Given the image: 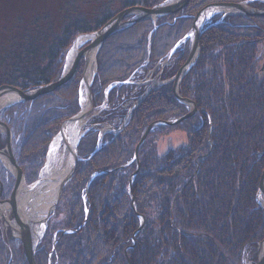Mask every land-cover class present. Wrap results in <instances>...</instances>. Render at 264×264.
Instances as JSON below:
<instances>
[{"label": "trees", "instance_id": "obj_1", "mask_svg": "<svg viewBox=\"0 0 264 264\" xmlns=\"http://www.w3.org/2000/svg\"><path fill=\"white\" fill-rule=\"evenodd\" d=\"M161 1L120 0L112 9L113 0H0V88L25 92L56 81L78 34L97 30L124 8ZM242 1L264 9V0H189L175 14L142 20L105 39L90 87L99 111L77 145L82 161L63 188L36 264H254L264 238V212L256 202L264 168V17L210 20L196 63L178 87L197 113L152 129L138 166L132 159L144 129L188 111L171 83L151 92L120 132L98 140V128L118 129L143 93L145 86L136 81L150 70L170 78L183 65L189 40L168 54L202 7ZM83 68L80 60L61 87L0 112L20 138L16 157L31 181L60 123L79 110ZM132 202L145 220L134 244L139 219ZM67 229L73 232L63 233ZM0 264H27L21 244L7 231L0 233Z\"/></svg>", "mask_w": 264, "mask_h": 264}, {"label": "water", "instance_id": "obj_2", "mask_svg": "<svg viewBox=\"0 0 264 264\" xmlns=\"http://www.w3.org/2000/svg\"><path fill=\"white\" fill-rule=\"evenodd\" d=\"M188 1L189 0H177L175 2H172L171 0H165V1H163L157 5L153 6L152 8H145V7H141V6H131V7H128V8L121 10L116 15H114L112 18H110L108 21H106L98 30L91 32L89 34L79 35L78 38L75 39L74 44L72 45V48L70 49L69 54L67 56V59L65 61V64L63 66L62 74L60 75L58 80H56L55 82H51V83H48L46 85L36 87L34 89H30V90H27L25 92L17 91L15 89H11L9 87H1L0 88V99L11 94L15 97V100H13V102L7 104L6 106L0 107V111L2 109L8 108V107L15 105L17 103H21V102H24L27 100H33L39 96L46 95L48 93L53 92L58 87L62 86L63 84H65L67 81H69L71 79L74 72L76 71V67H77L79 60L84 57L87 60H86L85 69H84V73H83L82 84L85 87V96H86V100L89 103V109L87 111H82V107H80V110L75 115L71 116L67 120H64L59 127V132L57 135V136H61L62 131L66 125H68V124L70 125L71 122H75V121H79V120L83 119L86 115L93 112L95 109L92 105L91 93H90V85H91L93 76L90 78L89 81H86L88 54L90 53V51L94 50L95 51L94 56H95L96 53L98 52L100 46L104 42V40L106 38H108L109 36H111L112 34H114L116 32H120V31L134 25L138 21H141V20L151 19V20L155 21L159 17L177 13L184 6H186ZM248 3H249V1H243V2H238V3H212V4H208V5L204 6L203 8H201L197 12V14L194 16V21H193V25H192L191 30L176 45V46H178V44L183 43L187 39H190L191 46H190L189 55H188L186 61L178 69V71L174 74V76L172 78H170L166 81H163V82H158V83L153 81L152 85L150 86V89H151V88H155V87H160V86L165 85L169 82L173 83L172 89H173V93H174L175 98L180 103L189 105L190 110L186 115H183L182 117H179L176 119H172V120H168V121L157 120V121L151 122L144 129V131L140 137V140L135 147L134 155H133V159H132L133 161H135L137 163V166H138L139 149H140L141 145L143 144L146 136L148 135V133L152 129H154L157 126H173V125H176L180 121H183L184 119H186L188 117H191L194 114V112L196 111V108H195L194 103L192 101L185 99V98H182L178 94V85H179L180 81L182 80V78L187 74V72L190 70V68L193 66V64L195 63V61L197 59V56L199 53V39H200L201 34H202V27H203L205 21L209 18L208 16L207 17L203 16L204 11L206 9L211 8V10L216 12V13H213L212 15H216L218 13H221L222 17H225L226 15H229V14L245 15V16H264V10H258V9L251 8L248 6ZM127 17H131V18L126 19ZM80 39H84L85 41L89 40V44L85 48H83V50L79 51L78 50L79 47L77 49H75V45H76L77 41H79ZM73 50H74V56H73V59L69 65V67L67 68L68 57L71 54V51H73ZM172 52L173 51H171L170 55L172 54ZM93 62H94V67H93L94 68L93 69V75H94L95 71H96L95 57L93 59ZM7 90H12L13 92H7ZM149 90H147L128 109V111L124 117L123 123L121 125V128H119V130H114L109 125H106V127L104 129L100 130L99 139L101 140L102 135L106 132H118V131H120L123 128V126L125 125V123L127 122V120L129 119L132 111L147 96ZM0 128L4 131V133L6 135L4 151H0V155L6 157L9 165L12 167V169L14 171V179H15L14 186L12 188V191H11L9 197L6 200H0V219L2 221L3 220L6 221L7 225L11 229L12 236H13L12 238L17 239V241L21 244V246L23 248L25 259L27 261V264H36L35 263V253H36V249H37V247L41 241L45 227L43 229V233H41V235L39 237H37L36 235L33 234V232H31L28 222L26 220H24L25 218H23V217H25V216L21 217L20 216L21 214H19L17 211L15 201H16V197H17V193H18V187H19L21 179L23 177V173H22V170L17 165L16 160L13 156L12 133H11L10 129L8 128V126L6 124H4L2 122H0ZM82 135L79 137L78 141L80 140ZM72 153L74 155V163H73L68 175L64 178V180L62 182L58 198H59V196H61L62 189H63L64 185L66 184L67 181L70 180L73 173L75 172L76 164H77V161L79 160V158L76 154V148H74L72 150ZM136 172L137 171H135L129 178V186H128L129 189L131 188V183H132V180H133ZM95 175H96V173H94L92 175V177ZM0 188H1V183H0ZM262 196H264V168H263L262 173L260 175L259 187L256 191V202H257L258 206L264 211V203L261 202ZM58 198H57L55 204L57 203ZM131 199L133 201L132 196H131ZM55 204H54V206H55ZM5 205H8L7 212H8V210H11L13 212L14 222L12 225L10 224V221L7 218L6 212L4 210V208H6ZM54 206L52 207L51 212L54 211L53 210ZM132 208L135 211V214L139 219V228L136 230V232L131 237V240L134 243L135 242L134 235L144 225L145 220H144V217L142 215H140L139 213L136 212V208H135V205L133 204V202H132ZM21 220L24 223H22ZM14 223L17 226H19V230L17 232H15V230L13 228ZM70 232H72V231L71 230H64L63 231V233H70ZM54 243H56V241H54ZM254 264H264V238L260 242H258V244H257V257H256Z\"/></svg>", "mask_w": 264, "mask_h": 264}, {"label": "bare ground", "instance_id": "obj_3", "mask_svg": "<svg viewBox=\"0 0 264 264\" xmlns=\"http://www.w3.org/2000/svg\"><path fill=\"white\" fill-rule=\"evenodd\" d=\"M171 1L175 2L177 0H171ZM213 13H216V12H214L213 10H211V8H209L204 11L203 16H206V17L208 16L210 18L212 17ZM84 42H85L84 39H80L79 41H77L75 45V49H77ZM94 54H95L94 50H91L90 53L88 54L86 81H89L90 78L93 76ZM73 56H74V50L71 51V54L68 57L67 68L69 67L71 63ZM171 84L173 85V83ZM7 92H13V91L7 90ZM13 100H15V97L13 95L10 94V95L5 96L4 98L0 99V107L6 106L7 104L13 102ZM81 106H82V111H87L89 109L88 101L86 99H82ZM91 113L86 115L83 119L79 121L71 122L70 125L68 124L65 126V128L62 131V135L59 136V138L56 139L55 142L51 144L49 153L47 156V163H46L47 169L42 174L39 175V179L37 180L36 183L30 186H26V185H23V180H24L23 177L21 179L20 185L18 187L16 201H15L16 208H17L18 213L21 214L20 215L21 217L25 216L23 217L25 218L24 220L28 222L31 232H33V234L36 235L37 237H39L41 233H43V229H44L43 227L45 223L44 221H46V218L48 219L51 216L50 211L58 198L62 182L64 178L67 176V173H69L71 164H72L73 155L72 153L69 152L68 160H66L67 164L64 167H62V165L66 163V162L65 163L63 162L65 153H64V149L61 151V153H59L58 150L62 147L61 144H63V142L65 145V149L67 148L68 151L69 150L72 151L76 147V144L78 143V139L82 135V128L88 122L87 120L91 117ZM15 160H16L17 165L21 168L22 166H20L17 160V157ZM55 160L59 162V164H61V167L60 165H58L57 167L55 166L54 168L52 169L50 168V170H48V168L51 167V165L53 164ZM6 166L9 168L10 172L12 173L14 177V171L12 167L9 165L8 161L5 160V161H2V163H0L1 169H3V167L6 168ZM1 194H2V190L0 189V195ZM0 200L2 199L0 198ZM5 207L6 208H4V210L7 215L8 205H5ZM22 223L24 222L22 221ZM13 228L15 232L19 230V226H17L15 223L13 225Z\"/></svg>", "mask_w": 264, "mask_h": 264}, {"label": "rangeland", "instance_id": "obj_4", "mask_svg": "<svg viewBox=\"0 0 264 264\" xmlns=\"http://www.w3.org/2000/svg\"><path fill=\"white\" fill-rule=\"evenodd\" d=\"M163 1H165V0H163ZM163 1H161V2H163ZM161 2H159V3H161ZM243 2V1H242ZM158 3V4H159ZM220 3H233V2H220ZM236 3H238V2H236ZM119 5H120V0H113V4L111 5V8L112 9H114V8H117V7H119ZM157 5V4H156ZM187 5V4H186ZM208 5V4H207ZM136 6H141V5H136ZM155 6V5H154ZM206 6V5H205ZM248 6L249 7H251V8H254V9H258V8H255V7H252L251 5H250V1H249V3H248ZM141 7H145V8H152V7H146V6H141ZM128 8V7H127ZM203 8V7H202ZM125 9V8H124ZM123 10V9H122ZM258 10H262V9H258ZM264 10V9H263ZM120 12V11H119ZM117 14V13H116ZM115 14V15H116ZM197 14V13H196ZM195 14V15H196ZM194 15V16H195ZM216 15H221V19L218 21V22H216V23H214V24H218V23H220L221 22V20L224 18V17H222V14L221 13H218V14H216ZM216 15H212V17H210V18H208L206 21H205V23H204V25H203V27H202V34L204 33V30H205V26L210 22V20L214 17V16H216ZM229 15H233V14H229ZM194 16H193V21H194ZM226 16H228V15H226ZM225 16V17H226ZM237 16H245V15H237ZM248 17H251V16H248ZM261 17H264V16H261ZM112 18V17H111ZM131 17H127L126 19H130ZM145 20H147V19H145ZM149 20H151V19H149ZM142 21V20H141ZM153 21V20H152ZM156 21V20H155ZM138 22H140V21H138ZM137 22V23H138ZM136 24V23H135ZM134 24V25H135ZM192 25H193V23H192ZM133 26V25H132ZM131 27V26H130ZM129 28V27H128ZM191 28H192V26H191ZM191 28H190V30H191ZM99 29V28H98ZM97 29V30H98ZM127 29V28H126ZM125 30V29H124ZM189 30V31H190ZM96 31V30H95ZM123 31V30H122ZM188 31V32H189ZM92 32H94V31H92ZM187 32V33H188ZM89 33H91V32H89ZM89 33H82V34H78L74 39H73V41H72V44H71V46L69 47V49H68V51H67V53L65 54V57H64V60H63V66H64V64H65V61H66V59H67V56H68V54H69V51H70V49L72 48V45L74 44V41H75V39L76 38H78V36L79 35H85V34H89ZM116 33H118V32H116ZM116 33H114V34H116ZM186 33V34H187ZM114 34H112V35H114ZM185 34V35H186ZM202 34H201V36H202ZM111 35V36H112ZM184 35V36H185ZM110 37V36H109ZM107 39V38H106ZM181 40V39H180ZM179 40V41H180ZM187 40H189V42H190V46H191V41H190V39H187ZM187 40H185L184 42H186ZM105 41V40H104ZM178 41V42H179ZM177 42V43H178ZM183 42V43H184ZM177 43L175 44V46H174V48H172V50L171 51H175V48L176 47H178L179 45H181L182 43H180V44H178V46H176L177 45ZM89 44V40H87V41H85L82 45H80L79 46V48H78V50L80 51V50H83V48H85L87 45ZM103 44V43H102ZM101 47V46H100ZM100 49V48H99ZM99 51V50H98ZM171 51H170V53H171ZM173 52H172V54H173ZM98 53V52H97ZM97 53H96V55H97ZM170 53L168 54V58L172 55H170ZM96 55L94 56L95 57V62H96ZM170 55V56H169ZM80 60H83V62H84V68H83V71H82V75H81V78H80V82H79V89H78V105H79V110H80V107H82L81 106V100L82 99H86V96H85V87H84V85L82 84V79H83V73H84V69H85V64H86V60L87 59H85L84 57L83 58H81ZM79 60V61H80ZM79 63V62H78ZM94 63V62H93ZM166 63H167V60L166 61H164L163 62V66H165L166 65ZM78 65V64H77ZM93 66H94V64H93ZM76 69H77V67H76ZM63 70V69H62ZM62 74V73H61ZM74 74H75V72H74ZM73 74V75H74ZM138 74V73H137ZM137 74H136V76H137ZM153 75V71L152 70H150L147 74H146V76H145V78L143 79V80H138V81H136V83L135 82H128V83H130V84H133V83H135L137 86H145L144 87V91H143V93L141 94V95H139V97H137V99H135L134 101H133V103H135L147 90H149L150 89V86L152 85V82L154 81V82H156V83H158V82H163V81H166V80H168V79H170V78H172L173 76H171L170 78H166V79H163L162 78V76H161V72H159L157 75H155V76H152ZM136 76H134V77H136ZM73 77V76H72ZM71 77V78H72ZM183 79V78H182ZM58 80V79H57ZM182 81V80H181ZM180 81V82H181ZM55 82V81H54ZM68 82V81H67ZM66 82V83H67ZM92 82H93V78H92ZM92 82H91V85H92ZM51 83V82H50ZM170 83V82H169ZM168 83V84H169ZM48 84V83H47ZM116 84V83H115ZM167 84V85H168ZM180 84V83H179ZM46 85V84H45ZM64 85V84H63ZM91 85H90V87H91ZM40 86H43V85H40ZM163 86H166V85H162V86H160V87H155V88H151L150 90H149V92H148V94H147V96L141 101V103L149 96V94L151 93V92H153V91H155V90H157V89H159V88H161V87H163ZM39 87V86H38ZM61 87V86H60ZM111 87V86H110ZM172 87H173V85H172ZM178 87H179V85H178ZM34 89V88H33ZM110 89V88H109ZM172 91H173V89H172ZM90 93H91V91H90ZM49 94V93H48ZM106 95H107V93H105ZM174 94V93H173ZM178 94H179V92H178ZM180 95V94H179ZM181 96V95H180ZM182 97V96H181ZM183 98V97H182ZM185 99H187V98H185ZM189 100V99H188ZM91 101H92V97H91ZM190 101H192V100H190ZM193 102V101H192ZM104 105H105V107H106V98H105V100H104ZM132 103V104H133ZM140 103V104H141ZM194 103V102H193ZM139 104V105H140ZM93 105V104H92ZM138 105V106H139ZM187 107H188V111H187V113L189 112V110H190V106L189 105H187V104H185ZM132 106V105H131ZM130 106V107H131ZM137 106V107H138ZM194 106H195V108H196V105H195V103H194ZM94 107V106H93ZM136 107V108H137ZM95 109H94V111L91 113V117L90 118H92L93 116H95L96 114H98V111H99V109H96V107H94ZM135 108V109H136ZM134 109V110H135ZM3 110V109H2ZM1 110V111H2ZM78 110V111H79ZM133 110V111H134ZM0 111V112H1ZM64 111V110H63ZM77 111V112H78ZM132 111V112H133ZM76 112V113H77ZM75 113V114H76ZM186 113V114H187ZM197 113V108H196V111L194 112V114L191 116V117H193L195 114ZM74 114V115H75ZM186 114H184V115H186ZM73 116V115H72ZM183 116V115H182ZM182 116H180V117H182ZM191 117H188V118H191ZM68 118H70V117H68ZM68 118H66V119H64V120H67ZM89 118V119H90ZM188 118H186V119H188ZM88 119V120H89ZM186 119H184V120H186ZM63 120V121H64ZM87 120V121H88ZM62 121V122H63ZM0 122H2V123H4L3 121H1L0 120ZM62 122L60 123V125L62 124ZM181 122V121H180ZM179 122V123H180ZM123 123V122H122ZM5 124V123H4ZM60 125H59V127H60ZM122 125V124H121ZM91 126H88L87 125V123L83 126V128H82V134L83 135H85L86 134V132H88L89 131V128H90ZM106 127V124H103V126H101L100 128H98V140H100L99 139V132H100V130L101 129H104ZM111 127V126H110ZM124 127V126H123ZM9 128V127H8ZM111 128H113V127H111ZM119 128H121V126L119 127ZM119 128L118 129H114V130H119ZM10 129V128H9ZM122 130V129H121ZM120 130V131H121ZM11 131V130H10ZM86 131V132H85ZM120 131H118V132H120ZM58 132H59V129H58V131H57V133L52 137V139H51V141H50V143L48 144V147H47V149H46V152H45V155H44V157H43V160H42V162H41V165H40V167H39V169H38V171H37V174H36V178L34 179V180H29V178L26 176V174L27 173H25V171H24V169L21 167H19L21 170H22V173H23V185H26V186H30V185H32V184H34V183H36L37 182V180L39 179V175L40 174H42L47 168H46V163H47V156H48V153H49V149H50V146H51V144L52 143H54L55 142V140L56 139H58L59 138V136H57L58 135ZM11 133H12V131H11ZM106 133H108V132H106ZM106 133H104V134H106ZM103 134V135H104ZM172 134H174V133H172ZM171 134V135H172ZM82 135V136H83ZM103 135H102V137H103ZM174 136V135H173ZM178 136V135H177ZM176 136V137H177ZM81 139V138H80ZM5 140H6V135H5V133H4V131L0 128V151H4V144H5ZM80 141V140H79ZM79 141H78V143H79ZM164 141L166 142L167 141V138H165V139H163V143H164ZM19 143H20V138L19 137H16V136H14L13 135V133H12V149H13V155H14V157L16 156V154H17V150H18V145H19ZM78 143H77V145H78ZM62 145V147L58 150V152L59 153H61V151L64 149V153H65V157L63 158V162L65 163L64 165H62V167H64L66 164H67V161L66 160H68V154H69V152L70 153H72V151H68L67 150V148L65 149V145H64V142H63V144H61ZM77 145H76V154H77ZM98 146H97V148L99 147V144H97ZM57 155H59V154H57ZM72 155H73V153H72ZM77 156H78V154H77ZM1 157H3L4 158V160H3V158H1ZM78 158H79V160L77 161V164H76V168H77V165H78V163L80 162V161H82V159L78 156ZM15 159H16V157H15ZM5 160H7L6 159V157L5 156H1L0 155V163H2V161H5ZM73 163H74V155H73V158H72V164H71V167H72V165H73ZM58 165H60V167H61V164H59V162H57L56 160L53 162V164L51 165V167H49L48 168V170H50V168L52 169V168H54L55 166L57 167ZM21 166V165H20ZM1 169V168H0ZM71 169V168H70ZM75 171H76V169H75ZM67 175H68V173H67ZM73 175H74V173H73ZM73 175H72V177H73ZM261 175V174H260ZM0 176H3V179H4V177H5V182H2L1 181V183H2V187H3V193H2V196H1V199L2 200H4V199H7L8 197H9V195H10V193H11V190H12V188H13V186H14V181H15V179H14V177H13V175H12V173L10 172V170H9V168L6 166V168H4L3 167V169H2V171H1V173H0ZM72 177L70 178V180L72 179ZM94 178V176L92 177L91 176V178H90V180L91 179H93ZM0 180H1V178H0ZM69 180V181H70ZM69 181H67L66 182V184L69 182ZM259 183H260V178H259ZM65 184V185H66ZM65 185H64V187H65ZM63 187V188H64ZM258 187H259V184H258ZM258 187H257V189H258ZM62 191H63V189H62ZM257 191V190H256ZM61 196H62V193H61ZM61 196H59V198H58V201H57V203L55 204V206H54V211L53 212H51L50 211V217L47 219L46 218V221H45V223H44V227H45V229H44V233H43V235H42V238H43V236L45 235V232H46V230H47V227H48V223L50 222V220H51V217L53 216V214H54V212H55V210H56V207H57V205H58V203H59V201H60V199H61ZM262 201L261 202H263L264 203V196H262V199H261ZM84 203H86V201L84 202ZM258 205V204H257ZM259 207V206H258ZM260 208V207H259ZM261 209V208H260ZM262 210V209H261ZM88 209L86 208L85 209V214L87 215L88 214ZM263 211V210H262ZM264 212V211H263ZM7 218L9 219V221H10V224L12 225L13 224V222H14V220H13V212L11 211V210H8V212H7ZM43 227V228H44ZM143 227V226H142ZM141 227V228H142ZM68 230V229H67ZM6 231L8 232V237L10 238V239H12L13 241H17V239H13L12 237V232H11V229H10V227L7 225V223H6V221H2L1 219H0V233H2L3 235H6ZM64 231V230H63ZM72 231V230H71ZM73 232V231H72ZM71 233V232H70ZM42 238H41V240H42ZM135 238V237H134ZM41 242V241H40ZM135 243V242H134ZM133 243V244H134ZM40 244V243H39ZM55 244V243H54ZM36 251H37V249H36ZM36 254V253H35ZM256 260V259H255ZM50 264H52V263H50ZM246 264H250L249 262H247Z\"/></svg>", "mask_w": 264, "mask_h": 264}, {"label": "flooded vegetation", "instance_id": "obj_5", "mask_svg": "<svg viewBox=\"0 0 264 264\" xmlns=\"http://www.w3.org/2000/svg\"><path fill=\"white\" fill-rule=\"evenodd\" d=\"M1 171H2V169H0V173H1ZM0 178H1L0 183H1V181L5 182V177L3 179V176H0ZM0 189L2 190V193H3L4 190H3V187H2V183H1V188ZM1 196H2V194L0 195V198H1Z\"/></svg>", "mask_w": 264, "mask_h": 264}]
</instances>
